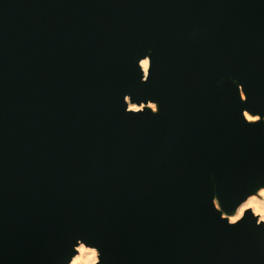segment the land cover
Returning <instances> with one entry per match:
<instances>
[{
    "label": "water",
    "instance_id": "95a60500",
    "mask_svg": "<svg viewBox=\"0 0 264 264\" xmlns=\"http://www.w3.org/2000/svg\"><path fill=\"white\" fill-rule=\"evenodd\" d=\"M261 189L264 0H0V264H264Z\"/></svg>",
    "mask_w": 264,
    "mask_h": 264
},
{
    "label": "bare ground",
    "instance_id": "6f19581e",
    "mask_svg": "<svg viewBox=\"0 0 264 264\" xmlns=\"http://www.w3.org/2000/svg\"><path fill=\"white\" fill-rule=\"evenodd\" d=\"M141 65L143 67V70L146 71L148 67V61L147 59H144L141 61ZM132 109H139L141 106L131 105ZM249 115H247V118ZM258 194L263 197V200H260L256 195L250 196L245 202H243L236 210V214L231 217V220L234 221L237 218H239L245 209L251 208L252 211H259L263 213L264 215V189H261ZM257 214V213H256ZM264 217V216H263ZM94 248L87 247L83 244H80L77 247V254L72 258L71 262L69 264H94L93 261H95L94 257L91 256L92 251Z\"/></svg>",
    "mask_w": 264,
    "mask_h": 264
},
{
    "label": "snow or ice",
    "instance_id": "6c2138e0",
    "mask_svg": "<svg viewBox=\"0 0 264 264\" xmlns=\"http://www.w3.org/2000/svg\"><path fill=\"white\" fill-rule=\"evenodd\" d=\"M248 99H249L248 96L243 97V101H244V103H247V102H248ZM239 101L241 102V97H240V96H239ZM153 107H154V106H153ZM244 115L247 116L248 114H247V113H244ZM248 120H249V124H250V125H254V124H256L257 121L259 120V117H252V116H249V117H248ZM260 122H261V121H260ZM214 196H215V195H214ZM211 201H212V200H211ZM256 223L259 224L260 222L257 221ZM235 225H237V224H235ZM96 248H99V246H96ZM92 251L95 253L96 249H92ZM100 253H101V251H100Z\"/></svg>",
    "mask_w": 264,
    "mask_h": 264
},
{
    "label": "rangeland",
    "instance_id": "374dc122",
    "mask_svg": "<svg viewBox=\"0 0 264 264\" xmlns=\"http://www.w3.org/2000/svg\"><path fill=\"white\" fill-rule=\"evenodd\" d=\"M152 106V105H151ZM260 200H263V197L262 196H260L259 194H257L256 195ZM254 212V211H253ZM257 213V214H256ZM255 215H257L258 217H259V219L260 220H264V215H263V213H261V212H259V211H255V213H254ZM91 256H93L95 259V261H93V263L94 264H98V252L97 251H95V253H92L91 254Z\"/></svg>",
    "mask_w": 264,
    "mask_h": 264
}]
</instances>
